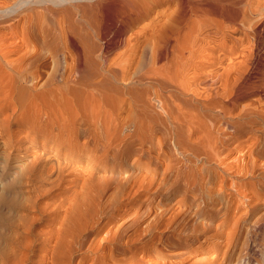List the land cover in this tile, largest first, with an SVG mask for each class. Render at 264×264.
<instances>
[{
	"label": "rangeland",
	"instance_id": "obj_1",
	"mask_svg": "<svg viewBox=\"0 0 264 264\" xmlns=\"http://www.w3.org/2000/svg\"><path fill=\"white\" fill-rule=\"evenodd\" d=\"M210 44L187 92L157 86L164 102L153 97L147 106L134 92L149 84L117 83L112 100L92 97L102 103L99 114L78 115L73 141L58 110L29 117L17 96L0 99V196L21 205L4 211L0 264L3 252L20 246L18 226L34 205L45 208L37 225L46 229L86 196L83 207L97 201L85 207L98 214L74 249L77 264H264V6L229 30L221 47ZM230 53L236 64L225 70ZM36 116L41 129L32 127ZM85 167L97 173L93 180Z\"/></svg>",
	"mask_w": 264,
	"mask_h": 264
},
{
	"label": "bare ground",
	"instance_id": "obj_2",
	"mask_svg": "<svg viewBox=\"0 0 264 264\" xmlns=\"http://www.w3.org/2000/svg\"><path fill=\"white\" fill-rule=\"evenodd\" d=\"M255 6L262 9L264 0H0V99L20 98L22 114L30 112L29 117L33 112H38L37 116L44 112L49 115L46 107L52 112L58 110L64 117L62 128L73 141L78 115L99 109L102 103L95 101L97 106L91 102L93 96L112 100L110 91L117 83L131 80L149 84L150 88L134 92L147 106L153 97L158 101L165 99L157 86H173L187 92L193 83L191 75H198L203 66L201 62L200 66L197 64V59L211 42L220 40V47L225 44L229 30L237 31L243 17ZM115 47H122L123 52L113 56ZM232 56L233 53L227 55L231 62L225 70L236 64ZM216 57L217 62L226 59L219 52ZM216 73L223 78L222 71ZM37 116L31 120L32 127L41 129L37 127ZM76 144L80 145L78 141ZM87 162L92 164L91 160ZM88 167L82 172L93 180L97 173ZM82 200L86 202L87 196ZM82 200H77L71 209L68 204L70 211L55 217L51 227L40 230L37 224L44 220L46 206L44 210L38 208L42 210L39 216L33 203L34 214L23 217V222L17 221L22 222L18 227L25 231L18 241H22L20 246L3 252L1 264H77L73 261L74 249L81 244L84 233L94 227L98 214L92 206L97 201H87L93 203V210L91 206L88 210L85 206L90 204L85 203L86 210ZM19 206L18 199L0 196V227L5 221V209ZM15 235L11 239L19 240L20 234L18 238ZM96 250L102 251L101 243Z\"/></svg>",
	"mask_w": 264,
	"mask_h": 264
}]
</instances>
